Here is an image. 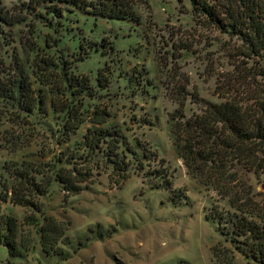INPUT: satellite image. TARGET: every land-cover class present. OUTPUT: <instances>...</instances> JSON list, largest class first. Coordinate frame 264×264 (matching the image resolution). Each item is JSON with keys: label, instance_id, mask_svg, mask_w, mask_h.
<instances>
[{"label": "rangeland", "instance_id": "obj_1", "mask_svg": "<svg viewBox=\"0 0 264 264\" xmlns=\"http://www.w3.org/2000/svg\"><path fill=\"white\" fill-rule=\"evenodd\" d=\"M131 1L136 21L0 0L11 18L0 22L1 75L11 78L18 63L36 98L28 111L0 98V184L22 173L47 186L26 197L34 204L1 202L24 249L10 255L0 244V264H257L232 229L264 213V171L235 165L241 179L218 191L187 169L172 124L203 101L264 97V58L195 9L227 0ZM92 128L124 137L125 167L83 145ZM74 169L84 179L72 193L56 173ZM48 219L64 228L59 255L40 246Z\"/></svg>", "mask_w": 264, "mask_h": 264}, {"label": "trees", "instance_id": "obj_2", "mask_svg": "<svg viewBox=\"0 0 264 264\" xmlns=\"http://www.w3.org/2000/svg\"><path fill=\"white\" fill-rule=\"evenodd\" d=\"M50 1L54 3L49 7L55 15H61L69 7L89 13L95 18L136 21L138 17L131 0ZM32 2L39 3V0H29L28 3ZM227 4L210 6L198 3L195 9L217 26L228 27L231 32L239 35L251 53L264 58V0H227ZM10 19L0 4V22L9 23ZM14 67L16 73L11 78H4L0 69V98L12 99L20 109L31 110L36 100L34 90L27 82L22 67L18 63ZM260 71L263 75V71ZM172 133L178 154L190 173L222 193L225 190L217 187L221 189V185L241 179L231 170L235 165L253 173L264 171V97L244 98L235 93L219 103L203 101L199 112L187 118L180 114V118L172 124ZM83 145L90 149H100L114 169L126 165L120 146L127 144L117 130L89 129L83 136ZM83 175L80 170L74 169L69 174L56 173V180L65 191L75 193L79 189V182L84 179ZM19 177L20 182L16 185L0 184V204L9 200L25 207L33 203L26 197L46 192L47 186L43 182H36L35 178L22 173ZM240 184L244 183L232 187L236 188ZM252 203L254 208L258 206ZM234 207L248 213L241 203ZM257 215L258 221H237L233 224L232 232L241 238L242 251L246 257L257 264H264V213ZM39 234L40 246L45 255L61 253L59 243L66 238L64 228L48 219L41 224ZM0 244L6 246L10 255H17L24 249L22 240L18 238L17 220L1 212Z\"/></svg>", "mask_w": 264, "mask_h": 264}]
</instances>
